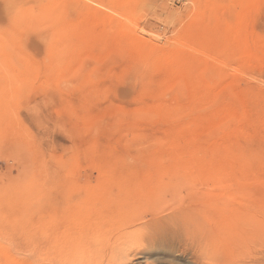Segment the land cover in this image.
<instances>
[{
    "label": "rangeland",
    "instance_id": "rangeland-1",
    "mask_svg": "<svg viewBox=\"0 0 264 264\" xmlns=\"http://www.w3.org/2000/svg\"><path fill=\"white\" fill-rule=\"evenodd\" d=\"M189 214L264 264V0H0V264Z\"/></svg>",
    "mask_w": 264,
    "mask_h": 264
},
{
    "label": "bare ground",
    "instance_id": "bare-ground-1",
    "mask_svg": "<svg viewBox=\"0 0 264 264\" xmlns=\"http://www.w3.org/2000/svg\"><path fill=\"white\" fill-rule=\"evenodd\" d=\"M63 211L64 219L68 213L65 210ZM118 217L121 218L122 216L117 215V218ZM255 222L256 221L252 219V221H250V226L255 228V226H257ZM79 231L80 230L74 232L72 236H67V238L69 237V239L66 240V242L68 241V246H70L69 250L65 248L67 246V244H65L66 246L58 252L55 242L50 240L49 264H148L142 255L146 250V244H149L150 247L153 242L154 246L156 244L158 245V249L161 252L170 254L171 259H169V261L164 259L165 261H162V264H185L180 258V256H182L180 252L182 250L192 249L197 254L199 259L198 264H210V250L213 249V245L216 244L212 242L214 233L209 232L205 225L191 214L185 217L182 215V218L178 219L177 217L171 216L164 221V224L162 222L160 225H152L150 232H148L149 234H147L149 236L148 241L145 242L141 240L142 237L141 239L137 237V242H139L137 245H129V236L124 234L126 236L124 244L130 246V249L124 253H121L117 248V239H111L110 237L109 243H106V238L111 234L110 225L101 228V234L98 237V240L101 241L100 248L94 246L89 238L87 242L88 246L79 243L75 238H70L79 236ZM147 231L148 230L145 232ZM133 248L137 250L131 251Z\"/></svg>",
    "mask_w": 264,
    "mask_h": 264
}]
</instances>
